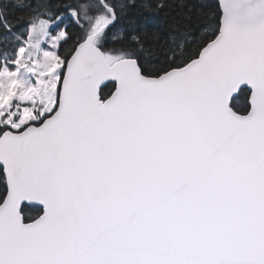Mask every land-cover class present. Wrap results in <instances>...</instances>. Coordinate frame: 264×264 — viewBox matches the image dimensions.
<instances>
[{
    "label": "snow or ice",
    "instance_id": "snow-or-ice-1",
    "mask_svg": "<svg viewBox=\"0 0 264 264\" xmlns=\"http://www.w3.org/2000/svg\"><path fill=\"white\" fill-rule=\"evenodd\" d=\"M135 7L0 0V264H264V0Z\"/></svg>",
    "mask_w": 264,
    "mask_h": 264
},
{
    "label": "trees",
    "instance_id": "trees-1",
    "mask_svg": "<svg viewBox=\"0 0 264 264\" xmlns=\"http://www.w3.org/2000/svg\"><path fill=\"white\" fill-rule=\"evenodd\" d=\"M161 2L164 6L157 8ZM207 2L214 5L216 0ZM200 3L201 0H137V7L129 9L128 16L121 21L120 26L128 28L129 22L134 21L137 31L147 33L149 38L153 33H159L163 39L177 22L183 26L186 15H190L195 22L200 12ZM146 4H150L151 8L145 7ZM110 91V87L104 89L105 94Z\"/></svg>",
    "mask_w": 264,
    "mask_h": 264
},
{
    "label": "rangeland",
    "instance_id": "rangeland-1",
    "mask_svg": "<svg viewBox=\"0 0 264 264\" xmlns=\"http://www.w3.org/2000/svg\"><path fill=\"white\" fill-rule=\"evenodd\" d=\"M65 23H66V21H65Z\"/></svg>",
    "mask_w": 264,
    "mask_h": 264
}]
</instances>
